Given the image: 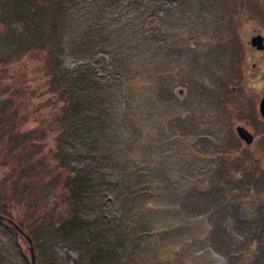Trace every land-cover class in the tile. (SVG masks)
Instances as JSON below:
<instances>
[{"label": "rangeland", "instance_id": "1", "mask_svg": "<svg viewBox=\"0 0 264 264\" xmlns=\"http://www.w3.org/2000/svg\"><path fill=\"white\" fill-rule=\"evenodd\" d=\"M6 1L0 264H32L31 247L36 264H89L94 246L115 241L121 258L91 264H264V50L250 44L264 38V0H211L205 16L160 0ZM32 5L47 12L28 15L42 34L26 50L19 15ZM58 23L62 42L52 34ZM44 44L68 79L89 73L75 96L93 104V117L69 160L49 132L38 149L27 140L48 111L47 86L55 99L62 87L40 73ZM30 155L42 164L26 165ZM76 179L93 186L81 202L71 196ZM71 219L83 227L61 235Z\"/></svg>", "mask_w": 264, "mask_h": 264}, {"label": "trees", "instance_id": "2", "mask_svg": "<svg viewBox=\"0 0 264 264\" xmlns=\"http://www.w3.org/2000/svg\"><path fill=\"white\" fill-rule=\"evenodd\" d=\"M14 1L15 0H8V1H6V4L11 5L12 2H14ZM39 1H42V0H39ZM26 6H27V2L25 3V6L20 7V8L23 9ZM42 6L43 7H40V6H38L36 8L34 7V9H35V11H34V10H32L33 9V5H32L30 7V10L28 11L29 13L19 15V19L21 21L25 22L24 24L23 23H19V24L24 26L23 29L26 30V33H23V36H25L23 39V43H25L24 48L26 50H28L29 48H31V49L37 48L38 45L34 41L36 40V37L38 34L37 32H39L38 29L40 28L39 25H37L36 27H33V28L29 27L26 20H28V15H32L33 13L36 14L39 11H42V12L44 11V13H45V11L47 12V10L44 9L45 5H42ZM19 11H17V12H19ZM44 13L42 15H44ZM59 29H61L60 23L56 24L53 27L52 34L57 37V41L62 42L61 36L59 37L57 35V30H59ZM40 34H42V32L39 33L38 35L40 36ZM52 34H50L47 37V40L49 42H52V40H53ZM61 45H62V43L58 44V46H61ZM50 47H51L50 45L48 46V45L44 44L43 47L41 48V50L45 52V57L47 56V59L46 60L44 59V61L42 62V65L40 67V73H42V74L44 73V75L49 79L48 84L50 86H54V85L62 86L59 89L60 98L55 99V97H54L55 89L47 86V89L45 91V96L47 97L48 100L45 101V104L46 103L48 104V105H46L48 108V111L43 112V116H39V115L36 116L37 118L42 119L39 122V124H34L35 126H33V127H36L33 130V132L36 131V136H38V137L30 136L27 138V140H30V145H29L30 149H38L39 147H41L42 139L47 138L46 135L49 132L52 134V139L56 142L57 152H59L60 154H64V158L69 160L71 157V153L69 151V146L72 143L80 141L79 139H81L85 133L83 131L84 127L86 128V125H88L87 123L93 117L89 113L92 109L91 105H93V104L92 103L88 104V102L81 99L80 96H75L76 95L75 93L76 92L78 93V89H81V90H83V92H85V89H84V88H86L85 84L89 83L86 80V78L89 77V75H88L89 73L84 71V72L78 73L75 77L68 79L67 73L65 71L59 72V70H60L59 69V62H58V60H59L58 55L59 54H58L57 49L55 48L51 54L50 53L48 54L47 48H50ZM64 79L65 80L68 79L66 81L67 85H65V86L61 85L63 83ZM46 114H48V116H46ZM23 123H24L23 121H18V123L16 124V127L18 128L20 126V128H18V129H22V127L24 126ZM13 126L15 127L14 124H13ZM42 147H43V145H42ZM52 150H54V149H52ZM34 158H35L34 155L28 156L27 160H26L27 161L26 165H38V164L40 165V164H42V160H41L40 156L36 160H34ZM28 159L30 162L28 161ZM38 159H39V161H37ZM35 161H37V162H35ZM70 162H71V160H70ZM64 171L65 170H63V172ZM79 181H80V179L79 180L76 179V181H75L76 184H78ZM78 185H79V187H76V193L72 192L71 196L77 198V201L81 202V201H83L82 199L86 197V195H88L89 193L92 192L93 186L92 185L89 186V190H88L86 186H83L80 184H78ZM29 196H30V194L27 195L28 199H29ZM27 201H29V200H27ZM27 201H25V202H27ZM81 208H83V207L81 206ZM62 218L63 219L60 220L61 224L67 218L69 219V216H66V217L62 216ZM82 221H84V220L83 219L81 221H79V220L76 221L74 219L69 220L67 222L68 226L62 225L64 228L60 227L61 230H59V233H61V235H66L67 232L71 233L70 231H75L76 227L82 228L83 227L81 225ZM41 222L43 223L44 220H41ZM41 222H39V224H41ZM61 224L59 226H61ZM50 226H51V224H48V227H50ZM43 230H45V227ZM46 231H47V228H46ZM27 234L29 235V237H31V239L34 243L35 249L36 250H37V248L40 249L42 244H43L42 242H44V239H42L41 236L35 237V235L33 234V231H31ZM91 237H92L91 239L96 238L93 236H91ZM91 242L92 241L90 240V243ZM117 242L118 241H115L112 248H109V247L104 248V249L97 248L101 243L97 246H94L92 255H87V257L89 256V258H88L89 264L93 263L92 260H95V259H98L99 261H102V262H104V261L110 262V259L112 260L114 256L121 258L122 254L120 251H121L122 247Z\"/></svg>", "mask_w": 264, "mask_h": 264}, {"label": "flooded vegetation", "instance_id": "3", "mask_svg": "<svg viewBox=\"0 0 264 264\" xmlns=\"http://www.w3.org/2000/svg\"><path fill=\"white\" fill-rule=\"evenodd\" d=\"M210 1L211 0H160V4L163 5V3H165V4H167V6H169V4L171 3L175 6L183 7V8H179L181 10L186 8V9H188V11H191L192 13H197L199 15L204 14V16H205V14L209 11ZM216 1H218V0H216ZM220 1H222V6L225 7L227 0H220ZM199 15H197V16H199ZM253 40H254V36L252 37V39L250 41V44H251L252 48L254 49V46L252 44ZM239 127H241V126L236 127V133H237L238 137L241 138L239 133H238ZM243 128H245V127H243ZM249 133L252 134L251 132H249ZM252 135L254 136V134H252Z\"/></svg>", "mask_w": 264, "mask_h": 264}, {"label": "water", "instance_id": "4", "mask_svg": "<svg viewBox=\"0 0 264 264\" xmlns=\"http://www.w3.org/2000/svg\"><path fill=\"white\" fill-rule=\"evenodd\" d=\"M252 44L258 50H260V51H263L264 50V38L262 36H256V37H254V40H253ZM179 93L181 95H184V91H181ZM260 112H261V115L264 118V97H263V99L261 101V104H260ZM238 133H239L241 139L244 140V142H246L247 144H252L255 141V139H256L252 134H250L243 127H239L238 128ZM1 218H3V217H1ZM20 233L22 234V236H25L22 231H20ZM31 252H32V264H36V260H35V256H34L32 247H31Z\"/></svg>", "mask_w": 264, "mask_h": 264}]
</instances>
